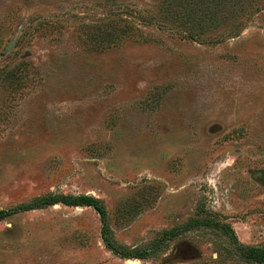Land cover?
Returning a JSON list of instances; mask_svg holds the SVG:
<instances>
[{"label":"rangeland","instance_id":"rangeland-1","mask_svg":"<svg viewBox=\"0 0 264 264\" xmlns=\"http://www.w3.org/2000/svg\"><path fill=\"white\" fill-rule=\"evenodd\" d=\"M166 1L0 0V210L94 195L149 252L57 204L0 220V264H256L237 246L264 247V0H192L191 28Z\"/></svg>","mask_w":264,"mask_h":264},{"label":"trees","instance_id":"trees-1","mask_svg":"<svg viewBox=\"0 0 264 264\" xmlns=\"http://www.w3.org/2000/svg\"><path fill=\"white\" fill-rule=\"evenodd\" d=\"M192 0H167V4H173L171 7V15L176 17L184 16L185 21L181 22L184 27L191 28V24L188 22V17L190 16V10ZM208 15H212L209 12ZM103 46H107L112 43L110 38H102L99 40ZM10 55V52L7 56ZM33 62L28 59L21 58L13 66L6 68L4 70L3 82L7 83V86H11L14 91L21 89L25 85L27 76L31 71V66ZM57 204H63L67 206L79 207V206H91L99 214L100 219L103 223L102 236L105 243L116 253L127 257V258H145L148 255V251L135 252L131 251L127 247L118 244L112 238V229L108 225V211L102 200L94 195L84 194V195H75V194H45L39 196L32 200L29 203L21 204L15 206L11 210H0V220L11 215L14 212L20 210L28 211L32 209H41L48 206H54ZM240 254L248 261L255 262L256 264L264 263V247H246V246H237Z\"/></svg>","mask_w":264,"mask_h":264},{"label":"water","instance_id":"water-1","mask_svg":"<svg viewBox=\"0 0 264 264\" xmlns=\"http://www.w3.org/2000/svg\"><path fill=\"white\" fill-rule=\"evenodd\" d=\"M11 45H12V44H9L8 48H10V47H11Z\"/></svg>","mask_w":264,"mask_h":264}]
</instances>
